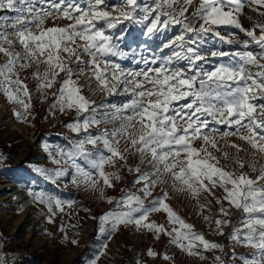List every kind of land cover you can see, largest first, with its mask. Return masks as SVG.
<instances>
[{"label":"snow or ice","instance_id":"6c2138e0","mask_svg":"<svg viewBox=\"0 0 264 264\" xmlns=\"http://www.w3.org/2000/svg\"><path fill=\"white\" fill-rule=\"evenodd\" d=\"M246 9L264 17V0H0V97L30 127L35 94L52 97L48 116L71 117L61 126L72 136L42 144L24 191L49 224L76 201L41 182L84 187L113 206L88 217L101 243L86 264H100L105 241L129 226L200 261L212 252V264H264V22ZM125 173L122 194L106 197ZM172 193L194 202L216 235L229 229L231 254L178 214ZM156 213L166 225L150 220ZM78 224L58 227L73 245L67 229ZM16 260L0 246V264Z\"/></svg>","mask_w":264,"mask_h":264},{"label":"rangeland","instance_id":"374dc122","mask_svg":"<svg viewBox=\"0 0 264 264\" xmlns=\"http://www.w3.org/2000/svg\"><path fill=\"white\" fill-rule=\"evenodd\" d=\"M246 22L249 21L246 20ZM27 82L30 87L35 84V81L31 80ZM51 99L52 97L49 96L48 103ZM48 103L41 102L39 94H35L33 98L35 127H30L17 122L13 116L14 106L0 97V154L8 158L6 161L0 160V241H2L0 246L3 247L6 259L10 261L13 256L17 258L16 264H86L87 259L93 255V250L99 248L101 243V237L96 230V221L88 217L111 210L113 206L102 201L98 193L84 187L76 188L67 184L55 190L53 186L41 182V187L49 191H58L65 200L76 201L75 207L65 208V214H57L55 222L49 224L41 207L33 204L31 197L24 191L26 183L33 179V175L29 172V165H41L45 159L42 144L46 141L53 146L65 143L61 133L72 136L68 129L61 126L71 117L59 116L53 119L48 116ZM30 134L34 137L33 142H29ZM236 142L239 143V141ZM225 150L235 151L231 148ZM240 155L245 159L248 158L243 152ZM257 159L259 160V157ZM48 166H51L50 163ZM107 171L112 169L109 168ZM125 175L126 179L118 183L115 190H105L106 197L116 198L122 194L121 189L125 188L127 180L131 179L130 174L125 173ZM216 195L219 196V191ZM208 200L215 203L212 196H209ZM170 205L182 218L192 223L196 231L204 233L207 239L227 245L225 251L231 254L234 245L227 238L229 229H225V235H216L205 224L199 215V210L194 207V202L184 194L172 193ZM21 207L23 211L20 210ZM84 207L91 208V213L79 211L77 216V211ZM216 207L213 208V212L216 211ZM240 215L239 211L233 210L230 219L235 221ZM78 220L77 227L67 229L69 240L72 238L79 240V245H73L63 239L64 234L58 231V227L62 223L75 225ZM150 220L167 224L166 215L163 213L153 214ZM105 242L107 250L100 264H137L138 261L141 264H212L213 256L220 254L205 253L208 259L200 261L172 245L167 236L161 235L159 239H156L152 233L136 231L131 226L122 228ZM149 249L160 254H167L173 259L165 261L160 256L156 259L148 257L146 253ZM236 251L247 254L251 250L236 247Z\"/></svg>","mask_w":264,"mask_h":264},{"label":"bare ground","instance_id":"6f19581e","mask_svg":"<svg viewBox=\"0 0 264 264\" xmlns=\"http://www.w3.org/2000/svg\"><path fill=\"white\" fill-rule=\"evenodd\" d=\"M246 11H248V15H250L254 21H260V22H264V18L263 17H260L258 16V11L257 12H253V11H250L248 9H246ZM244 24L246 27H251V22H246V20L244 21ZM29 136V142H33L34 141V137L32 134L28 135Z\"/></svg>","mask_w":264,"mask_h":264}]
</instances>
